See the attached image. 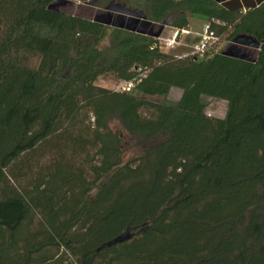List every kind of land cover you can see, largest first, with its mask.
<instances>
[{
	"label": "trees",
	"instance_id": "obj_1",
	"mask_svg": "<svg viewBox=\"0 0 264 264\" xmlns=\"http://www.w3.org/2000/svg\"><path fill=\"white\" fill-rule=\"evenodd\" d=\"M55 1L0 0V264H264V45L254 64L178 58L52 12ZM133 8L178 31L199 16L219 39L264 42V0ZM138 71L131 92L96 85ZM205 98L227 102L226 117L208 116ZM113 123L141 156L124 163Z\"/></svg>",
	"mask_w": 264,
	"mask_h": 264
},
{
	"label": "rangeland",
	"instance_id": "obj_2",
	"mask_svg": "<svg viewBox=\"0 0 264 264\" xmlns=\"http://www.w3.org/2000/svg\"><path fill=\"white\" fill-rule=\"evenodd\" d=\"M66 1L74 2L76 4V7L80 5L88 4L95 8H101V9L106 8L111 3H117V4L125 5L129 9L134 10L133 4L135 1H139V0H106L102 2L99 1L101 5L100 7L93 5L91 1H87V2L82 0H66ZM66 16H70V15H66ZM188 19L190 24L188 30L178 31L177 29L172 28L170 26H165L163 31L160 33V36L156 37L155 35L159 32L161 27L160 24H158L154 27H151L148 30L147 35L145 36L156 39L162 52L171 54L178 58H184L187 56L195 55L196 54L195 48L197 45H199L200 42V36L198 37L195 33L196 32L203 33L206 25L209 24L208 23L209 21L199 16H189ZM118 21L120 22V24L124 25L123 29L127 31H131L132 28L137 29L140 26L139 23H137L136 21H129L127 19L123 20L122 17H118ZM129 22L132 24L131 27H129L128 29L127 27ZM108 28L117 29L113 27H108ZM179 32H181L180 35H178ZM150 34H153L154 36ZM106 45H108V40H105L102 43V46H106ZM233 47L235 48L236 46H234L232 42H228L226 41L225 38H221L219 39L215 49L212 50L211 52L222 53L225 55L227 53V50ZM241 49H245V48H241ZM38 63H39V58L33 57L30 64L33 67H37ZM122 83L123 82L116 80L111 75L102 76L98 78V80L96 81L97 86L117 92L121 91L120 87ZM181 96H182L181 90L172 89L166 101L168 103H176L180 100ZM204 104L206 107L205 112L208 116L219 119H224L226 117L228 111L227 102L213 98H205ZM111 128L114 131H120L124 138V144H125L124 156H123L124 163L130 162L142 155L143 152L142 147L137 145L136 140H132L129 137H127L125 133L121 131V128L116 123L111 124Z\"/></svg>",
	"mask_w": 264,
	"mask_h": 264
},
{
	"label": "water",
	"instance_id": "obj_3",
	"mask_svg": "<svg viewBox=\"0 0 264 264\" xmlns=\"http://www.w3.org/2000/svg\"><path fill=\"white\" fill-rule=\"evenodd\" d=\"M215 3L219 5H224L228 3L230 0H213ZM50 11L63 14V15H70L78 19H82L89 22H95L97 24L103 25L105 27H113L117 29H123L124 25L120 24L118 21V17H122L123 20L129 21H136L139 23V27L132 28V32H135L139 35H147L148 30L151 27H154L158 24L152 23L148 20L147 16L141 10H132L129 9L125 5L111 3L106 8H95L90 5H80L76 7L74 2L66 1V0H56L52 3L49 8ZM76 12V13H74ZM132 23H128V29L131 27ZM160 30L155 35L156 37L160 36V33L163 31L165 25L160 24ZM179 32L178 35H180ZM154 36L153 34H150ZM235 48H230L227 50L225 56L241 60L248 63H256L258 53L261 50L264 42L260 45L254 44L250 41L246 40H236L232 42ZM245 48V49H241ZM131 237V232L127 231L126 233L120 235L116 239L113 240L112 244L123 243L124 241L128 240ZM111 244V243H110ZM108 244V245H110Z\"/></svg>",
	"mask_w": 264,
	"mask_h": 264
},
{
	"label": "built area",
	"instance_id": "obj_4",
	"mask_svg": "<svg viewBox=\"0 0 264 264\" xmlns=\"http://www.w3.org/2000/svg\"><path fill=\"white\" fill-rule=\"evenodd\" d=\"M214 21L209 22L206 25L204 32L200 35V42L199 45L196 46L195 51L199 57H204L206 54L210 53L212 50L215 49L219 38L215 34V32L211 29V23ZM139 75L133 79L132 81L123 82L120 87V92H131L137 84H139L143 78L146 77L145 73L138 71Z\"/></svg>",
	"mask_w": 264,
	"mask_h": 264
},
{
	"label": "crops",
	"instance_id": "obj_5",
	"mask_svg": "<svg viewBox=\"0 0 264 264\" xmlns=\"http://www.w3.org/2000/svg\"><path fill=\"white\" fill-rule=\"evenodd\" d=\"M230 1H232V0H230ZM230 1H229V2H230ZM235 1H240V2H241L242 0H235ZM208 23H209V22H208ZM192 33H193V32H192ZM195 34L199 37L202 33L196 32Z\"/></svg>",
	"mask_w": 264,
	"mask_h": 264
}]
</instances>
